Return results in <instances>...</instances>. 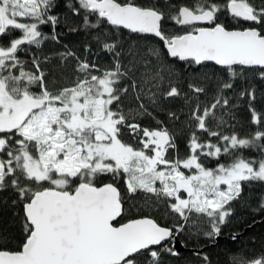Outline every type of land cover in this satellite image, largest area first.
<instances>
[{"label": "snow or ice", "instance_id": "1", "mask_svg": "<svg viewBox=\"0 0 264 264\" xmlns=\"http://www.w3.org/2000/svg\"><path fill=\"white\" fill-rule=\"evenodd\" d=\"M61 25L90 37L80 54L55 53L67 82L43 54L62 44ZM177 62L198 73L186 90ZM255 80L264 0H0V206L21 224L15 248L0 233V264H164L184 234L220 236L245 186L264 188ZM176 100L179 112L164 107ZM141 198L172 223L140 214ZM255 204L264 215V192ZM228 264H264V249Z\"/></svg>", "mask_w": 264, "mask_h": 264}, {"label": "trees", "instance_id": "2", "mask_svg": "<svg viewBox=\"0 0 264 264\" xmlns=\"http://www.w3.org/2000/svg\"><path fill=\"white\" fill-rule=\"evenodd\" d=\"M59 30L67 33V29L63 25L60 26ZM45 31H48V29L45 28ZM125 37H127V33H125ZM89 40L90 37L86 33L80 32L67 33L62 36V44L60 45L53 42H46L43 47V54L53 56L52 61L48 65L50 75L52 77L61 78L60 82H67L65 77L72 74L71 65L62 68L59 64L58 58L55 57V53L59 50H63V45H67L69 48H72L80 54L83 52L84 44L89 42ZM140 46L143 47V44L141 43ZM171 67L179 74L180 80L178 86L185 88V90L187 80L191 78V75H198V73H191V70L187 69L186 66H183L180 62L171 65ZM167 72L168 68L165 66V75H167ZM252 83L256 88L255 107L258 111H264V83L259 80H255ZM126 103H130V101H126ZM183 104V100H176L171 104L165 102L164 107L179 112L183 107ZM155 115L158 119H166L164 112H156ZM236 115L237 120L239 121L236 127L237 132L241 135H247L254 130L255 126L248 123L249 113L246 107L237 111ZM224 118L226 120L229 119L227 115H225ZM142 123L154 126L155 121L146 117ZM182 127L183 126L179 125V122H177V131ZM228 130L230 131V129ZM178 143L180 144L181 150H183L184 139L182 135L178 139ZM244 153L247 156L257 155V152L253 149H245ZM261 192H264V188L260 186H245V192L243 194L244 198L233 202V216L229 223L222 226L221 235L218 236L220 240L213 247H210V245L214 244L215 238H209L202 234L197 235L186 233L182 238H178L179 240L183 239L185 251L181 252L177 257H171L165 254L164 264H201L204 255L209 257L211 264H228V261L234 252L244 251L251 253L259 252L264 249V215L252 211L256 206L255 201L259 198ZM136 203L141 207L142 211L140 214L151 215L162 224L172 223L171 218L165 215L166 210L163 205L153 207L151 203L145 204L142 198L137 200ZM133 214H137L135 210L133 211ZM207 228L208 225L206 223L201 225L202 230H207ZM247 228L248 230L245 231ZM20 229L21 224L17 213L11 207L0 206V233L6 236L7 239L4 243L8 247H16L21 236ZM233 234L240 235L237 241L231 239ZM201 248H204V251L199 255L193 254L189 251L190 249L199 250Z\"/></svg>", "mask_w": 264, "mask_h": 264}, {"label": "water", "instance_id": "3", "mask_svg": "<svg viewBox=\"0 0 264 264\" xmlns=\"http://www.w3.org/2000/svg\"><path fill=\"white\" fill-rule=\"evenodd\" d=\"M248 230V228L247 229H245V231H247ZM240 236V235H239ZM220 240V238L219 237H216L215 238V242H214V244H212V245H210V247H213L218 241ZM176 247H177V250L179 251V253H181V252H184L185 251V248H184V246L180 243V240L178 239L177 240V244H176ZM191 253H193V254H201V253H203V251H204V248H201V249H190L189 250Z\"/></svg>", "mask_w": 264, "mask_h": 264}]
</instances>
